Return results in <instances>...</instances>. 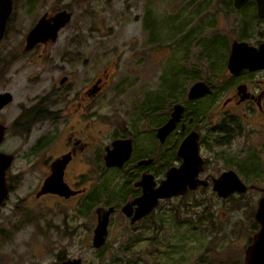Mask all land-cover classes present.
Wrapping results in <instances>:
<instances>
[{
    "label": "rangeland",
    "instance_id": "374dc122",
    "mask_svg": "<svg viewBox=\"0 0 264 264\" xmlns=\"http://www.w3.org/2000/svg\"><path fill=\"white\" fill-rule=\"evenodd\" d=\"M63 8L72 15L57 38L22 51L38 17ZM249 10L234 9L229 0H13L0 37V91L12 93L0 109L5 125L0 151L13 156L0 205V264H50L58 253L80 257L81 264H242L253 225L248 210L256 194L225 199L210 187L198 188L163 198L152 215L130 226L120 211L128 177L105 169L103 148L121 128L132 130L136 145L152 137L163 173L168 140L150 135L153 127L162 125L171 102L194 105L186 99L193 82L225 78L220 57L208 66L200 38L230 42L243 27L256 25ZM174 72L187 76L174 77L171 92L167 83ZM93 85L100 88L90 95ZM153 93L161 94L168 108L142 107ZM201 99L210 104L206 111L215 109L212 97ZM69 130L90 143L66 176L70 187L83 192L36 197ZM41 134L45 140L37 145ZM214 160L204 173L221 169ZM98 205L117 209L104 245L96 249L91 235Z\"/></svg>",
    "mask_w": 264,
    "mask_h": 264
},
{
    "label": "flooded vegetation",
    "instance_id": "af4514ba",
    "mask_svg": "<svg viewBox=\"0 0 264 264\" xmlns=\"http://www.w3.org/2000/svg\"><path fill=\"white\" fill-rule=\"evenodd\" d=\"M229 4L233 6L232 0H229ZM244 8L250 9L249 11L252 13L251 17H253L256 21L255 26L243 27L241 30L242 33L239 34L238 37L230 38V42L223 39L218 40L216 39V37H201V40L199 42H203V49L207 50L205 44H208L209 41H212V43L214 44L218 43L216 47L214 45L212 47L217 49L216 51L220 53V55H217L216 58L220 57L219 60L222 64V70L223 67L225 69V78H216L213 82L211 81V83L205 80L209 92L199 95L198 97H186V99L188 98L194 104L191 107H187L185 103H181L178 100H175V102H171V106L165 114L166 117L164 121H167L171 117L170 114L176 102L181 103L182 109L178 114L179 116L173 122L172 128L168 132H166L163 140H168L167 144L169 146L167 147L169 157L165 161L167 169L170 167L178 168V166L181 165L182 156L178 154L177 149L184 138L190 132H192L194 134V138L197 139V147L203 163L202 168L197 172L196 177L200 180L204 179L206 181V184H199L191 190H196L203 187H210L212 189V179L218 177L222 172L231 170L236 173L237 177L240 178L244 185H246V188L241 192H237L236 190H234L228 194V197L245 195L247 193L256 194L257 199L255 204L249 205L250 210H248V212L252 217L253 225L251 227L252 231L250 232V236L248 237L246 246L244 247L245 249L252 241V234L256 233V231H258V229L260 228V223L254 219V213L256 210L257 201L261 197H264V16L257 13V3L255 0H246L244 1L242 6L238 8L234 7V9L242 10ZM242 13L244 14L247 12L244 11ZM234 40L243 42V46L245 48H248V50H254V53L252 55H258L259 58L257 57L258 60H255L254 62L248 61L247 64H249V66L242 67L239 70L235 71V73H231L228 71L226 63L230 54L229 51L231 44ZM22 51L27 50L22 49ZM206 54V58L209 59L210 62V65L208 66H211V62L215 59V55L214 53H211L209 51ZM259 60V64L255 66L256 62H258ZM96 86L98 87L97 91H99V85ZM90 90L91 87L89 89L90 95H95V93L97 92L96 91L93 94L90 92ZM4 91L9 92L12 97V93L8 90H2L0 92ZM209 97L213 98L215 109L212 111H199L201 106L200 102L202 100L201 98ZM195 100H198V103H195ZM9 102H11V100ZM209 105L210 104H206L205 107L207 108L209 107ZM31 109L29 108L27 110ZM21 114H19L18 116H20ZM38 115L41 116V113H39ZM20 117H22V115ZM164 121L160 123V125L163 124ZM157 126L153 127V130L155 131L154 133L152 131L150 135H154V137H156L155 133L157 130ZM121 130V132H117V134H114L108 144L105 145V147L103 148V157L105 155V148L111 147L112 141L117 139L128 141L129 156L125 158V160H123L122 163L118 166H105L103 159V166H105V169L107 168L115 170L117 172H126V177H128L125 181L127 183V193L125 194V200L123 201L124 203H126L131 202V200L137 198L142 194L143 191L141 189V186L136 184V182L141 179L142 174L146 173V177H150V179L152 180L151 187L155 188V186H157L163 178L166 169L163 173H161V164L159 160L157 141H152L151 137L148 141H145V143H142V141H140L141 144L136 145L135 136L132 133V130H127L125 128H121ZM126 131H128V133H125ZM74 135L75 134H73L72 130H69L67 134H63L61 143L62 150L57 155L52 156L50 162L48 163V167L50 168V163L55 159L61 158L62 155H65L68 158L65 166L63 167V180L69 185V187L70 184L66 180L68 169L71 166L75 165V160L78 159V156L81 155V152L90 148V143L82 140L80 141L79 138ZM42 136L43 134L37 137V145L43 144L45 139L44 136ZM139 137L140 135H137V139H140ZM55 139V136L51 135L50 142H54ZM156 140L158 139L156 138ZM164 141L159 142L163 143ZM202 148L207 150V158L202 154ZM142 159L147 160L142 161ZM209 160H214L215 162L217 160L218 162H220L221 169L219 171H215L214 174L204 173L205 167L207 168V166L209 165V163H207ZM139 161H141L142 163H139ZM49 168L47 171V175L50 172ZM74 183H76V181H74ZM70 189L75 190V193L70 195L69 197L78 195V193L83 192L82 190L78 191L77 188H74L72 186L70 187ZM191 190H187L183 194L191 192ZM212 191L217 197H220L213 189ZM54 195L59 196L57 194ZM162 199V197H158L153 208L148 213L144 214L143 217L133 221L132 223H130V218L132 217V215L130 217L125 216L128 219L129 225L132 226V224H135L138 221L143 220L145 217L152 215L153 211L156 209ZM135 206L136 203H133V209L135 208ZM115 209L117 208L115 207ZM70 258L74 259V257H67L65 255L56 256L50 264L62 263V261ZM81 263L82 260L80 258V263L78 264Z\"/></svg>",
    "mask_w": 264,
    "mask_h": 264
},
{
    "label": "water",
    "instance_id": "95a60500",
    "mask_svg": "<svg viewBox=\"0 0 264 264\" xmlns=\"http://www.w3.org/2000/svg\"><path fill=\"white\" fill-rule=\"evenodd\" d=\"M246 0H232L234 7L238 8L243 5ZM257 3V13L264 16V0H255ZM12 9V0H0V37L3 36L5 25L9 13ZM72 12L63 8L53 13L44 12L38 19L32 24V27L28 30L24 36V44L21 49L28 50L37 43L53 42L57 38V33L61 27L70 19ZM1 39V38H0ZM243 42L233 41L229 51V57L227 59V68L231 73L239 70L242 67L249 66L248 61L254 62L258 60V55H252L254 50H248L243 46ZM258 57V58H257ZM261 57V56H260ZM253 59V60H252ZM260 60L256 62L258 65ZM66 77H61L60 82H63ZM98 90L96 85L91 87L90 92L95 93ZM208 86L204 80L195 81L187 88L186 97L193 98L199 95L208 93ZM11 94L7 91L0 92V109L11 100ZM182 109L181 103L176 102L171 111V117L164 121V123L157 127L156 135L159 139L165 136L173 125V122L179 116ZM5 133V126L0 122V141ZM197 139L194 138V134L190 132L179 145L177 151L182 156L181 165L178 168H167L164 173V178L160 183L151 187L152 180L150 177H146V173L142 174L141 179L136 184L141 186L142 194L137 198L126 202L120 207V211L126 217L130 218V223L141 218L144 214L148 213L156 203L158 197L167 198L172 195H179L185 193L187 190L194 189L195 186L201 184L205 185L206 181L198 179L197 172L202 168V158L199 155L197 147ZM126 141V142H125ZM122 141L117 139L112 141L111 147L105 148V155L103 157L104 164L106 165H120L125 158L129 156L128 141ZM12 155L3 151H0V205L4 201L6 194L8 193V187L6 182V169L9 167L12 161ZM68 158L62 155L61 158L55 159L50 163L49 174L41 180V184L35 196L38 197L42 194L52 193L62 196L64 198L69 197L75 193V190L70 189L69 185L63 180V170ZM147 159H142L146 161ZM139 163H142L139 161ZM212 189L221 198H227L228 194L236 190L241 192L246 188V185L237 177L236 173L231 170L220 173L218 177L212 179ZM136 203L133 209L132 204ZM114 211L113 205L96 206L94 214L96 215V222L91 235V243L94 248H99L105 243V237L108 231V221L110 213ZM133 212V214H132ZM254 219L260 223V228L256 233L252 234V241L244 249V260L242 264H264V197H261L257 201L256 210L254 213ZM80 263L79 257H74L62 261V263L56 264H78ZM98 264H102L99 263Z\"/></svg>",
    "mask_w": 264,
    "mask_h": 264
},
{
    "label": "trees",
    "instance_id": "16d2710c",
    "mask_svg": "<svg viewBox=\"0 0 264 264\" xmlns=\"http://www.w3.org/2000/svg\"><path fill=\"white\" fill-rule=\"evenodd\" d=\"M148 26V25H147ZM191 32V31H190ZM198 33V31H197ZM196 33V34H197ZM191 33H189L188 35H190ZM201 39V38H200ZM218 43H212V41H209L208 44L206 43L205 46L207 47V50L211 53H214V55L217 57V55H220V53H218V51H216L217 49H215L214 47H212L213 45L216 47ZM206 50V51H207ZM184 51H187L186 49ZM199 59H200V56H199ZM184 74V77L185 76V73H181V72H174L173 74L170 75L169 78H172L170 80V82L167 83V88L169 89V91L173 92L174 90V86L177 84L176 80L174 79V77H180V75H183ZM187 74V73H186ZM165 98L163 96H161V94H151V96H148L146 97V100H144L142 102V107L146 108V110H152V111H155V110H160V109H163L166 105L163 103V100ZM206 102L202 101L200 102V109L199 111H206ZM168 107V106H166ZM34 110V109H33ZM40 112L36 111L35 112V115H38ZM164 113L166 114V111H164ZM42 114V113H41ZM28 124L26 125H23L24 126V130L27 131L29 129V126H27ZM25 126H27V128L25 129ZM56 256H63L62 253H58L56 254Z\"/></svg>",
    "mask_w": 264,
    "mask_h": 264
}]
</instances>
